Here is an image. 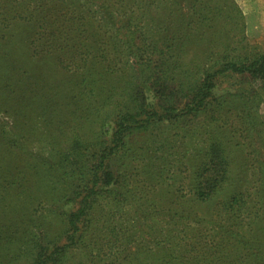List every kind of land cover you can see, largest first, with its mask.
<instances>
[{"label": "rangeland", "instance_id": "374dc122", "mask_svg": "<svg viewBox=\"0 0 264 264\" xmlns=\"http://www.w3.org/2000/svg\"><path fill=\"white\" fill-rule=\"evenodd\" d=\"M206 1L198 0L193 7L197 11L202 10L205 15ZM230 1L242 12L247 42L241 39L239 32H236L239 37H235L234 33L226 35L228 23L222 17L217 24L207 23V27L192 25L197 16L192 15L191 0H0V229L3 226L4 229L12 228L20 207H24L26 220L29 221L27 225L13 226V234L15 231H26L13 235L14 243L9 248L13 253L10 254L15 256L19 252L21 257L10 261L11 264H28L30 261L25 255L35 253L28 244L29 240L42 239L39 233L42 231L46 237L54 238L64 228L63 216L59 212L74 210L73 203H59L40 196L49 179L50 192L62 188V184L53 181L63 170H71V166H75V161L71 160L79 152L73 149L74 141L81 138L92 144L107 138L105 133L112 130L120 110L128 105L125 94L151 87V82H142L144 79L152 81V78L146 77V74H143L144 78H139L143 64L154 58L150 55L152 49L148 52L143 46L156 43L158 49L172 52L168 48L173 45L172 50L179 52L182 49L187 53L207 42L205 31L213 25L218 33L211 39L218 44L226 35L232 46L240 40L243 46L246 43L247 50L257 48L264 52V0ZM219 2L224 3L223 0ZM195 27L201 28V40L189 46L190 34ZM180 63V69L171 71L173 78L182 81L188 75V80L193 82V71L187 65L202 62L187 56ZM151 66H154L153 62ZM235 81L227 79L220 82L221 87L217 90L231 89L235 83L257 90L247 80L244 83ZM235 100L237 105L244 97L239 94ZM155 101H158L157 97ZM212 112L213 109L202 122L194 120L198 124L192 127L188 124L167 126L161 123L152 131L136 130L129 138L131 145L128 149L132 150L130 154L135 164L122 168L127 163L128 157L125 156L115 168L118 174H139L134 180L139 195L138 206L146 209L151 202L155 207L171 210L177 219V212L185 215L177 220L181 223L177 225L179 235L170 231L172 227L166 224L163 225L164 230H157L162 240L157 245L154 237L148 234L142 236L144 225L141 224L146 223L145 217L134 216L133 221L138 228L134 231L135 242L125 244L118 239L114 247V252L122 254L120 259L135 253L158 251L160 244L161 248L165 243L173 246L175 242L181 244L199 229L192 220L194 217L208 225L214 220V207L208 210L207 207L195 206L188 193L193 174L203 164H208V172L213 167L214 146L224 147L225 151L221 153L225 159L229 157L230 175L237 181L219 192L213 206L238 192L241 201L249 204L251 194L256 192L252 188L257 184L252 186L250 181L256 161L252 162L248 153L253 151L248 149V143L242 140L240 132L235 131L232 123L235 115L227 114L228 120L224 119L222 123L218 114L212 115ZM256 113L261 117L257 122H264V98L254 115ZM144 120V115L137 118L138 122ZM254 143L258 153L255 158L260 153L264 158L262 124L256 130ZM69 153L72 154L70 163H58L51 170L52 162ZM159 156L158 169L162 170V174L158 181L154 173L146 175L152 170L146 165ZM86 157L92 159L90 154ZM92 161L94 164V159ZM92 161L87 163L88 166L92 165ZM222 161L225 162L224 159ZM262 186L263 198L264 184ZM18 189L23 193L17 196ZM6 190H10V194L4 208L2 197ZM252 206V202L249 205L240 203L233 224L236 232H242L246 238L255 241L259 248L257 252L264 259V224H250L249 215L246 212L240 214L241 211L255 213L256 209L251 210ZM262 211L258 212V218H264V207ZM119 216H124V219L122 222L116 220L113 225L118 227L116 235L124 239L127 238L125 223L133 217L130 212ZM38 223L41 224V231L36 229ZM130 224L133 225L132 222ZM213 228L211 225L208 227L211 234ZM32 232L33 238L29 235ZM1 233L11 234L8 229ZM26 236L27 245L18 249L24 245L16 242ZM10 254L7 260L11 258ZM226 254L232 255L231 251ZM2 256L0 250V262L7 264L9 261ZM67 256L73 259L74 264H83L84 259L78 253L71 251ZM113 258L109 257L104 264H120L118 259ZM253 260H244L243 264H251Z\"/></svg>", "mask_w": 264, "mask_h": 264}, {"label": "trees", "instance_id": "16d2710c", "mask_svg": "<svg viewBox=\"0 0 264 264\" xmlns=\"http://www.w3.org/2000/svg\"><path fill=\"white\" fill-rule=\"evenodd\" d=\"M197 1L191 0V7ZM223 1L222 4L219 0H208L206 4L203 2L207 11L205 15L202 10L197 11L193 7L191 11L193 16H197V23L192 21V25L198 24V26L207 27L209 26L207 23L217 24L219 18L222 17L228 23L226 25V35L234 33L235 37H239L236 34V32H239L241 39L246 41L242 12L233 1ZM227 1L231 2V5ZM217 33L218 31L211 25L205 31L208 43L200 44L199 48L187 53H184L182 49L179 52L172 50L173 45L168 48V51L171 50L172 52H164L158 49L156 43L143 46L145 51L149 52L152 49L150 55L154 58L143 64V69L139 70L141 77L139 75L138 77L144 78L143 74H146V77L152 78L153 82L150 80L145 81V79L142 82V84L151 82V87L145 91L141 88L138 93L128 92L125 94L129 100L128 105H124V109L120 110L112 130L105 133L108 134L107 138L99 139V141L92 144L80 137V139L77 138L74 141L73 149L79 152L76 154V158L71 160L75 161V166H71V170H63V173H60V176L55 177L56 179L53 181V183L62 184V188L50 192L48 189L51 187L49 184L51 179H49L48 183L42 188L43 194L40 196L59 203L64 201L66 204L73 203L75 208L69 213L59 212L60 216H63L64 228H61L54 238L46 237L42 231L39 232L42 239L29 240L28 244L31 248H34L35 253L30 254V256L25 255L30 261L28 264H74L73 259L67 256L71 251L83 257V264H104L109 257H114V260L118 259L120 264H243L244 260L251 261V258L254 259L251 264H264V259L257 252L259 248L256 247L255 241L246 238L242 232H236L233 224L237 216L236 212L240 210L238 209L239 204L249 205L251 202L253 203L252 209L251 207L248 208L251 210L256 209V212L241 211L240 214L246 212L250 217L248 218L250 224H264V218H258V212H263L262 208L264 207L263 191L261 190L264 184V158H262L261 153L255 158V154L258 153L254 143L258 126L264 125L263 121L257 122L261 117L259 116V118L257 113L254 115L255 111L258 112V107L264 98V52L259 51L257 48L247 50L246 43L243 46L240 40L237 41L236 46H232L229 44L230 38L226 35L221 40L222 42L218 44V41L211 39ZM190 35L189 46L199 43L202 36L201 28H193ZM41 39H43V35ZM133 53L135 54V52ZM187 56L191 60L199 59L202 62L199 65H187L188 69L193 71L191 74L195 80L190 82L188 75H186V80H175L171 71L180 69L181 59H185ZM151 62L154 63V66H151ZM227 79L236 80L235 82L240 83L247 80L257 90L248 89L245 85L239 83H235L236 85H233L231 89L217 90L221 87L219 83L227 81ZM138 84H141V82ZM239 94L244 97V100L236 105L234 104L235 97H238ZM156 97L158 101L154 102ZM212 109V115L218 114V119L222 123L224 119L228 120L226 118L227 114L231 113L236 116L232 122L233 126L235 125V131L236 133L240 132V136L243 137L242 140H246L248 143V149L253 151L252 154L248 153V156L252 162L256 161V169L250 176V181L251 185L257 184L252 188V190L256 189V192L254 191L253 195L251 194L249 204L241 201V195L238 192L226 201L213 206L219 192L226 190L237 181L230 175L231 161L229 162V157L226 156L225 159L221 153L224 147L222 145L214 146L212 150L213 167L208 172V164H203L193 174L188 191L191 194L192 204L195 206L207 207L208 210L210 207H214L212 211V214L215 215L214 220L208 225L194 217L192 220L196 222L199 229L195 231L194 236L184 240L181 244L175 242V246H173L165 243L162 248L160 244L158 251L135 253L136 256L127 255L120 259L119 256L122 254L114 252V247L118 239L125 244L135 242L134 231L138 228H136V223L133 221L134 216L141 215L145 217L144 221L146 223L141 224L144 225L142 236L148 234L150 237H154L157 245L159 241H162L157 230L161 232L164 230L163 225L166 224L172 227L170 231L177 232V225L179 224L177 220L180 216L185 215L182 212H177V219L176 214L171 210H166L161 206L155 207L151 202L146 205V209L138 206L139 195L136 193L134 180L139 174L124 175L116 172L117 163H120L125 156L128 159L122 168L127 169L131 164H135L132 154H130L132 150L128 149L131 145L129 138L136 130L152 131L161 123L167 126H170V124L181 126L188 124L189 127H192L195 123L198 124L194 120L204 121ZM143 115L145 120L138 122L137 118ZM104 122L106 121L104 120ZM87 154H90L94 159V164L90 157H86ZM71 155V153L64 154L62 159L52 162L50 164L51 170H54L59 165L58 163L66 164L68 161L70 163ZM252 155L253 157H251ZM85 157L86 159H84ZM155 159L147 163L146 166L152 168V170L146 175L150 176L154 173L156 175L155 180L159 181L162 170L158 169V161L161 158L159 156ZM223 159L225 162L222 161ZM90 161H92V165L88 166L87 163ZM23 187L24 184L21 185L22 189ZM21 193L23 191L18 189L17 196ZM9 194L10 190H6L5 196L2 197L4 208ZM133 211L135 212L133 213ZM124 212H127V215L130 212L133 218H128V222L125 223L127 238L121 239L116 235L118 227L114 226L113 223L116 220L122 222L124 216L118 218V215H122ZM131 222L133 223L132 226ZM24 223L27 225L29 221L26 220L24 207H20V211L16 213L12 223V228H7L11 234L1 233L7 230L2 225L3 227L0 229V250L4 260H7L9 254L13 253L9 249L11 244L14 243V240H12L13 235L24 234L26 231L21 230L20 233L15 231V234H13V226H22ZM210 225L214 226L213 234L208 230ZM36 229L41 231V224L38 223ZM29 235H32L33 238L34 232ZM27 241L28 236L25 239H18L16 244L19 242L24 245L18 249L25 247ZM228 251H231V256L226 254ZM10 255L11 258L7 260L9 261L6 262L7 264H11L10 261L21 257L19 252L16 253V258L13 254ZM139 255L140 257L144 255V258L140 259ZM4 263L5 261L0 262V264Z\"/></svg>", "mask_w": 264, "mask_h": 264}]
</instances>
